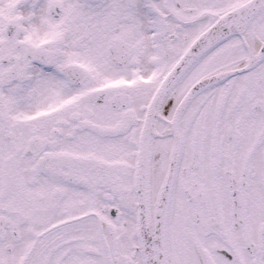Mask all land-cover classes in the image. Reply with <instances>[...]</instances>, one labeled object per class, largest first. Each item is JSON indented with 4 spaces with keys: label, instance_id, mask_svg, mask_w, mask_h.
I'll use <instances>...</instances> for the list:
<instances>
[{
    "label": "snow or ice",
    "instance_id": "6c2138e0",
    "mask_svg": "<svg viewBox=\"0 0 264 264\" xmlns=\"http://www.w3.org/2000/svg\"><path fill=\"white\" fill-rule=\"evenodd\" d=\"M0 264H264V0H0Z\"/></svg>",
    "mask_w": 264,
    "mask_h": 264
}]
</instances>
